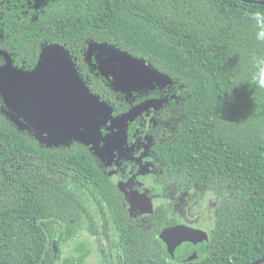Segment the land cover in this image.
Returning a JSON list of instances; mask_svg holds the SVG:
<instances>
[{
  "label": "trees",
  "instance_id": "trees-1",
  "mask_svg": "<svg viewBox=\"0 0 264 264\" xmlns=\"http://www.w3.org/2000/svg\"><path fill=\"white\" fill-rule=\"evenodd\" d=\"M25 11L0 16V48L11 55L14 67L30 71L45 46H63L113 118L122 111L115 97L127 91L116 90L96 69L95 59L93 68L85 62L90 44L116 48L168 77L167 85L148 88V100L162 101L154 105L151 124L156 156L197 186H216L219 199L208 256L183 264H253L261 259L264 88L254 77L264 67V40L257 38L260 29L251 15L264 12V5L241 0H44L38 9ZM109 120L97 121L99 134ZM21 123L0 93V264H83L82 245L79 256H63L62 251L56 254L54 242L60 250L84 231L97 233L99 214L106 223L131 225L128 214L114 206L119 200L114 193L107 208L101 203L100 193L110 188L91 145L72 138L47 146ZM90 131L82 129L84 136ZM156 225L164 224L156 220ZM133 240L145 250L151 238L138 227Z\"/></svg>",
  "mask_w": 264,
  "mask_h": 264
},
{
  "label": "flooded vegetation",
  "instance_id": "flooded-vegetation-1",
  "mask_svg": "<svg viewBox=\"0 0 264 264\" xmlns=\"http://www.w3.org/2000/svg\"><path fill=\"white\" fill-rule=\"evenodd\" d=\"M33 1L0 0V16L7 11H17L25 15L28 12L26 9L35 7ZM1 38L0 34V40ZM0 50L5 51L1 48ZM93 59L94 56L90 60L91 65L88 64L92 68ZM108 62L109 72L116 73L121 69L113 61ZM156 88L154 86L152 91ZM150 91L148 88H133V84L129 86L127 94L115 97L122 111L113 116H122L140 105L154 102L153 98L147 99ZM157 104L160 106L162 101H155L150 108L128 123L124 129V140L117 138V131L111 128L123 133L122 126L113 125L111 119L102 127L101 136L105 141L99 143L98 163L110 190L102 191L105 187L102 186L100 200L107 208L109 203H112L109 194L117 195L119 200L114 206L120 205V210L128 214L131 225L106 223L102 214H99L97 218L101 220L97 233L84 231L77 239L73 238L66 244L68 252H74L75 256H79L78 245H82L84 262L133 264L134 261H139V264H183L188 261L199 262L208 256L212 235L217 226L218 206L211 210L204 209L214 202L203 201L198 193L211 191L214 185L199 187L185 176V172H178L166 166L167 159L156 156L151 124L154 123V105ZM216 198L219 200L217 196ZM91 207H94V203ZM133 209L136 210L133 212ZM140 210H144V214H141ZM133 220L135 223L146 222L147 225H133ZM156 220H160L164 225H156ZM135 227L144 228V232L151 238L150 245L145 250H141L133 240ZM53 247L55 250L56 242ZM176 257L179 259H175Z\"/></svg>",
  "mask_w": 264,
  "mask_h": 264
},
{
  "label": "water",
  "instance_id": "water-1",
  "mask_svg": "<svg viewBox=\"0 0 264 264\" xmlns=\"http://www.w3.org/2000/svg\"><path fill=\"white\" fill-rule=\"evenodd\" d=\"M34 1L35 7L39 8L44 0ZM241 1L264 5V0ZM92 47L99 49L109 61L120 66L121 69L116 73L109 72L113 79L112 85L118 91H127L132 84L133 88L144 89L158 84L165 86L170 82L167 76L151 69L143 60L135 59L111 46L93 43L89 49ZM0 55L6 60L5 65L0 67V93L5 104L23 120L19 127L35 133L47 146L59 145L75 138L91 145L92 151L100 156L99 143L105 139L96 130L97 121L111 119L113 125L122 126L124 135L128 123L155 102H147L113 118L111 108L100 96L90 92L69 52L59 44L45 46L32 71L14 67L7 52L0 50ZM104 61L106 63L107 59ZM85 128L91 131L84 136L82 129ZM263 261L264 256L253 264Z\"/></svg>",
  "mask_w": 264,
  "mask_h": 264
},
{
  "label": "rangeland",
  "instance_id": "rangeland-1",
  "mask_svg": "<svg viewBox=\"0 0 264 264\" xmlns=\"http://www.w3.org/2000/svg\"><path fill=\"white\" fill-rule=\"evenodd\" d=\"M95 57V60H96V69H98V71L100 72V74L102 75V76H104V77H106L108 80H110L111 81V74H109V71H108V68H107V66H108V57L107 56H104V55H102L101 54V52L99 51V49H97V48H94V47H92V49H89L87 52H85V62L87 63V64H90L91 65V62H90V60H91V58L92 57ZM105 59H107V61H106V63H105ZM102 61H104V63H102V65H101V62ZM99 63V64H98ZM107 65V66H106ZM94 66V65H93ZM100 66V67H99ZM106 75H108V77L106 76ZM112 82H113V79H112ZM113 130H115V131H117V134L116 135H118L117 136V138H121V139H123L124 140V135L120 132V131H118L117 129H115V128H113V127H111ZM115 135V136H116ZM126 138V137H125ZM204 194V195H203ZM203 195V196H202ZM198 196H200V198L202 197V200L203 201H207V202H209L210 200H211V202L213 203V205L212 204H209L208 206H207V208H204V209H208V210H211V209H215L218 205H219V200H217V198H216V196H217V192H216V186H214L213 187V190H207V191H205L204 193H198ZM210 203V202H209ZM148 209H149V207H148ZM147 209V210H148ZM203 209V210H204ZM134 210H136V209H133V212H134ZM140 213L141 214H144V210H140ZM60 251H62V254H63V256L64 255H66L67 253H68V249L66 248V245L64 244L61 248H60ZM55 252H56V254L58 255L60 252H59V250H58V247L56 246L55 247ZM83 264H91L90 262H88V261H86V262H84Z\"/></svg>",
  "mask_w": 264,
  "mask_h": 264
},
{
  "label": "clouds",
  "instance_id": "clouds-1",
  "mask_svg": "<svg viewBox=\"0 0 264 264\" xmlns=\"http://www.w3.org/2000/svg\"><path fill=\"white\" fill-rule=\"evenodd\" d=\"M251 19L257 22L256 26L260 29L257 33V38L264 40V23H261V21H264V12L258 11L253 13ZM254 79L259 87L264 88V67H260V70L257 72Z\"/></svg>",
  "mask_w": 264,
  "mask_h": 264
}]
</instances>
